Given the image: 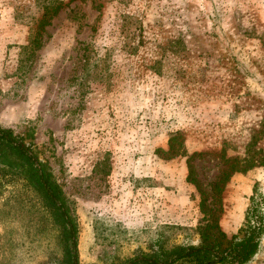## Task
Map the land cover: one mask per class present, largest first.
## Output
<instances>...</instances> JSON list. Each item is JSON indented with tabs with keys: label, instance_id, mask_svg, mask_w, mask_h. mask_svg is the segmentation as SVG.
<instances>
[{
	"label": "rangeland",
	"instance_id": "1",
	"mask_svg": "<svg viewBox=\"0 0 264 264\" xmlns=\"http://www.w3.org/2000/svg\"><path fill=\"white\" fill-rule=\"evenodd\" d=\"M0 128L74 208L80 264L200 244V191L232 163L230 237L251 197L264 216V0H0ZM58 237L0 170V264H56ZM247 264H264V235Z\"/></svg>",
	"mask_w": 264,
	"mask_h": 264
},
{
	"label": "trees",
	"instance_id": "2",
	"mask_svg": "<svg viewBox=\"0 0 264 264\" xmlns=\"http://www.w3.org/2000/svg\"><path fill=\"white\" fill-rule=\"evenodd\" d=\"M60 8L59 1L46 4L43 17L51 13L55 15ZM263 161L257 163L262 166ZM244 170L246 165L242 167ZM238 166L230 163L216 177L207 194L202 196V223L199 226L201 242L198 245L178 244L166 245L156 240L148 245L147 252L138 250L132 256L108 264H247L259 252L264 235V216L260 208L261 202L251 197L250 207L246 210L244 223L236 234L228 237L219 226L221 194L229 176ZM0 170L24 181L41 199L53 223L59 231L58 245L60 256L55 258L56 264H80L78 255V225L75 211L65 197L60 185L46 164L41 162L31 145H26L22 138L15 137L11 130L0 128ZM190 175L193 169L189 166ZM263 202V200H262Z\"/></svg>",
	"mask_w": 264,
	"mask_h": 264
}]
</instances>
